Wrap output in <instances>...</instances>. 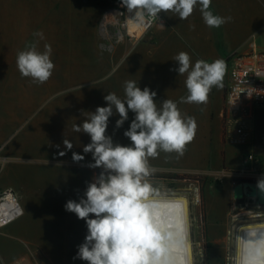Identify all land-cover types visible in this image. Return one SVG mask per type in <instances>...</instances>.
<instances>
[{
	"label": "crops",
	"instance_id": "crops-1",
	"mask_svg": "<svg viewBox=\"0 0 264 264\" xmlns=\"http://www.w3.org/2000/svg\"><path fill=\"white\" fill-rule=\"evenodd\" d=\"M199 8L197 5L187 20H180L171 12L160 14L163 22L153 26L151 32L159 48L152 50V54L144 48V54L131 59V62L144 63L145 71H112L107 74L105 87L52 88L44 94L56 97L46 99L47 102L34 105L25 97L20 99L16 111L0 113V192L11 189L22 207L19 218L0 228V264H86L74 259L87 235L86 222L66 211L64 206L68 200L78 202L93 175L101 169L87 166L93 162L92 154L84 153L83 146L90 143V137L75 132L73 127L82 124L87 112L107 106L106 94L115 93L123 99L126 81H136L142 90L148 87L163 100L177 102L179 110L183 108L180 105L189 104L192 107H187L189 110L197 113L201 109L208 120L212 114L214 127L219 126V137L224 142L223 172L252 178L264 175L258 166L244 163L246 155L253 154L264 164V123L253 120L256 109H260V118L264 110H253L248 122L249 140L234 144L229 140L232 132L225 136L223 131L221 109L225 91L219 99L218 87H213L207 104L202 107L181 103L180 98L188 94L187 74L170 70L178 68L174 57L181 51L190 55L193 64L197 60L209 63L224 60L234 52L246 53L252 47L264 51L256 43L259 29L264 25V3L212 0L210 10L214 14L232 18L219 28L206 26ZM117 119L118 114L110 117L107 134L114 143L130 146L131 141L123 133L134 119V113L129 112L128 120L119 129L115 128ZM64 139L72 142L71 150L65 148ZM61 152L65 154L61 156ZM73 153L83 155L84 160L74 161Z\"/></svg>",
	"mask_w": 264,
	"mask_h": 264
},
{
	"label": "rangeland",
	"instance_id": "rangeland-1",
	"mask_svg": "<svg viewBox=\"0 0 264 264\" xmlns=\"http://www.w3.org/2000/svg\"><path fill=\"white\" fill-rule=\"evenodd\" d=\"M116 1L121 0H0V113L16 111L25 97L34 105L47 102L56 97L44 94L52 88L105 87L107 74L112 71H145L144 63L131 59L144 54V48L152 54L159 42L152 28L138 38L127 37L113 17ZM37 31L43 33V39L33 35ZM32 42H38L41 52L46 44L52 48L55 68L43 84L22 77L16 66L18 52ZM256 43L264 50V25ZM224 61L226 71L223 86L218 88L219 99L228 81V58ZM155 99L158 106L163 101L162 96ZM188 105H180V112L198 119L194 139L182 156L160 151L157 157L149 158L150 167L155 169L149 181L158 195L184 193L189 199L194 264H235L237 227L254 221V214L264 219V204L247 196L235 200L233 188L241 179L258 181L264 175L252 178L225 174L219 126L214 127L212 114L208 120L204 111L196 113ZM259 110L254 111L253 120L264 121V111L260 118Z\"/></svg>",
	"mask_w": 264,
	"mask_h": 264
},
{
	"label": "clouds",
	"instance_id": "clouds-1",
	"mask_svg": "<svg viewBox=\"0 0 264 264\" xmlns=\"http://www.w3.org/2000/svg\"><path fill=\"white\" fill-rule=\"evenodd\" d=\"M212 0H121V6L130 17L138 22L159 20L161 13H173L180 20H187L199 5L206 26L219 28L229 22L231 17H221L210 10ZM163 27L162 24H160ZM34 36L43 39L37 31ZM37 43L26 45L18 52L16 66L22 77L31 78L33 83L43 84L52 76L55 65L51 59V45H44V51L37 50ZM174 61L178 68L170 69L179 75H186L187 96L181 103L207 104L213 87H222L226 71L225 61L216 59L209 63L197 60L194 64L186 52H179ZM125 96L119 98L115 93L104 96L107 106L97 107L82 124L73 130L86 133L90 143L83 146L84 153H91L93 162L87 166L101 169L87 184L86 191L79 201L68 200L65 210L74 213L87 225L84 242L78 246L74 259L86 264H162L161 252L163 229L158 223L156 208V189L149 181L155 172L149 165V158H155L160 151L175 152L182 156L195 137L197 124L194 117L181 114L177 102L165 99L159 106L155 99L157 93L148 87L143 90L136 81H126ZM134 119L124 131L131 144L124 146L114 143L107 134L109 118L118 114L115 128H121L129 118ZM71 150L70 140L63 141ZM61 152L60 155H64ZM76 162L84 156L73 153ZM264 192V178L257 182ZM247 264H264V240L250 250Z\"/></svg>",
	"mask_w": 264,
	"mask_h": 264
},
{
	"label": "built area",
	"instance_id": "built-area-1",
	"mask_svg": "<svg viewBox=\"0 0 264 264\" xmlns=\"http://www.w3.org/2000/svg\"><path fill=\"white\" fill-rule=\"evenodd\" d=\"M113 17L116 23L129 38H138L156 24L162 23L163 18L148 22H138L130 17L120 2H114ZM132 32H129V28ZM264 107V51L251 48L246 53L234 52L228 58V82L224 92L221 109L223 131L234 144H243L250 138L248 122L253 110ZM244 163L259 166L264 164L253 154H247ZM256 201L259 199L248 197ZM263 205V204H262ZM22 215V207L17 195L6 189L0 192V228L7 226Z\"/></svg>",
	"mask_w": 264,
	"mask_h": 264
},
{
	"label": "bare ground",
	"instance_id": "bare-ground-1",
	"mask_svg": "<svg viewBox=\"0 0 264 264\" xmlns=\"http://www.w3.org/2000/svg\"><path fill=\"white\" fill-rule=\"evenodd\" d=\"M129 32H132L131 27ZM258 203L264 204V197L260 198ZM156 205L155 216L163 229L161 234L165 237L162 241V264H194L189 232V199L184 193L158 195ZM253 218H255L254 221L237 227L235 264H247L250 250L257 242L264 240V219L259 218L257 214H254Z\"/></svg>",
	"mask_w": 264,
	"mask_h": 264
},
{
	"label": "water",
	"instance_id": "water-1",
	"mask_svg": "<svg viewBox=\"0 0 264 264\" xmlns=\"http://www.w3.org/2000/svg\"><path fill=\"white\" fill-rule=\"evenodd\" d=\"M246 189H248V192ZM245 196L260 199L264 197V192L257 187V184L237 183L233 188V198L235 200H241Z\"/></svg>",
	"mask_w": 264,
	"mask_h": 264
},
{
	"label": "trees",
	"instance_id": "trees-1",
	"mask_svg": "<svg viewBox=\"0 0 264 264\" xmlns=\"http://www.w3.org/2000/svg\"><path fill=\"white\" fill-rule=\"evenodd\" d=\"M100 172V170L97 172V174ZM242 183H250V184H257L258 181H254V180H240ZM202 196V195H201ZM202 235L203 237H205V228L203 227V231H202Z\"/></svg>",
	"mask_w": 264,
	"mask_h": 264
}]
</instances>
